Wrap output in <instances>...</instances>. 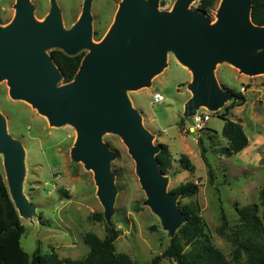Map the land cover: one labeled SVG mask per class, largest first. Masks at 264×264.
I'll return each instance as SVG.
<instances>
[{
  "label": "water",
  "instance_id": "obj_1",
  "mask_svg": "<svg viewBox=\"0 0 264 264\" xmlns=\"http://www.w3.org/2000/svg\"><path fill=\"white\" fill-rule=\"evenodd\" d=\"M194 0H176L172 10H160V0H122L115 20L99 41L93 38L92 0L70 29L63 24L57 0L40 20L32 0H17L12 21L0 26V81L7 80L12 98L30 102L52 125L72 124L77 137L72 159L93 170L97 196L110 222L117 195L112 161L116 151L103 140L105 132L118 134L136 164L145 190V204L156 212L171 237L187 221L178 205L180 195L168 190L154 134L144 125L128 91L152 85L154 76L168 65V52L192 72V95L184 116L200 108L218 111L234 98L215 75L219 62H229L247 74H264V25L252 20L253 0H221L217 20L208 12L190 8ZM58 48L68 55L83 49L78 71L69 82L47 50ZM62 84L59 85V81ZM0 153L19 215L36 207L23 191L26 150L7 129L0 111Z\"/></svg>",
  "mask_w": 264,
  "mask_h": 264
},
{
  "label": "rangeland",
  "instance_id": "obj_2",
  "mask_svg": "<svg viewBox=\"0 0 264 264\" xmlns=\"http://www.w3.org/2000/svg\"><path fill=\"white\" fill-rule=\"evenodd\" d=\"M17 0H0V26L12 21ZM85 0H57L63 24L70 29L83 12ZM122 0H92L93 38L101 40L115 20ZM176 0H160V10H172ZM35 15L40 20L50 13L51 0H32ZM194 0L190 8H198ZM221 0H215L208 16L217 20ZM53 49L47 51L51 53ZM88 49H83L84 55ZM215 75L224 87L243 92L247 101L233 108L228 117L240 121L249 138H256L249 159L240 152L227 157L218 149L227 144L222 134L225 123L220 115L234 99L228 100L218 111H208L211 118L201 130L193 129V118L184 116L185 104L192 92L188 88L190 72L168 52V65L152 80L151 86L128 91L133 105L142 113L144 125L154 134L153 142L169 145L173 164L166 174L168 190L181 182L195 181L199 191L193 197H179L178 205H192L205 222V232L228 258H232L234 245L228 235L221 234V206L229 222V234L238 222L237 207L258 201L264 184V74H247L229 62H219ZM63 82L59 81V85ZM7 80L0 81V111L7 118V129L20 139L26 150V172L23 191L35 210L21 215L26 231L22 235L23 248L32 255L40 247L42 254L56 251L60 257L83 258L89 251L83 233L94 231L101 237L108 234V225L119 230L115 240L117 252H126L140 264H178L162 254L171 235L163 226L160 216L145 204L147 198L136 174L135 160L122 138L105 132L103 140L116 151L112 170L118 188L110 222L104 216V207L97 196L93 170L83 162L72 159L71 149L77 137L72 124L52 125L30 102L12 98ZM161 92L164 100L155 102L153 95ZM205 112L207 108H200ZM192 128V129H191ZM206 149V162L202 150ZM190 156L195 172L182 168L179 157ZM258 153L261 158L258 160ZM0 169L6 177L4 154L0 153ZM13 199V197H12ZM100 212L103 219L91 221L89 216ZM179 230V229H178Z\"/></svg>",
  "mask_w": 264,
  "mask_h": 264
},
{
  "label": "trees",
  "instance_id": "obj_3",
  "mask_svg": "<svg viewBox=\"0 0 264 264\" xmlns=\"http://www.w3.org/2000/svg\"><path fill=\"white\" fill-rule=\"evenodd\" d=\"M214 2L215 0H199L198 8L208 12ZM252 20L255 24L264 25V0H253ZM51 55L62 71L63 82H69L78 71L84 52L68 55L61 49H53ZM230 89L235 94L234 99L226 106L225 112L220 114L225 120L222 134L227 144L218 149L219 154L227 157L241 152L249 145V137L243 124L228 117L233 108L242 106L247 101L246 96L241 91ZM158 144L160 168L163 173L168 174L173 164L172 151L168 144ZM205 152L206 149H203L202 156L208 162ZM179 162L182 168L195 172L196 166L188 154L182 153ZM198 191L199 184L195 181L181 182L171 190L181 198L193 197ZM182 210L187 215V221L171 237L170 244L162 254L164 257H169L178 264H264V184L257 202L237 207L238 222L229 234L225 232L229 227L228 218L221 206V225L218 231L231 239L234 245L232 258H228L212 242L205 232V222L192 205H184ZM88 218L96 221L103 219V215L97 212ZM107 229L105 237L94 231L83 233V240L89 251L81 259L60 257L56 251L44 255L39 246L30 255L21 244L26 226L0 169V264H140L128 253L116 251L115 240L120 232L115 226L108 225Z\"/></svg>",
  "mask_w": 264,
  "mask_h": 264
},
{
  "label": "built area",
  "instance_id": "obj_4",
  "mask_svg": "<svg viewBox=\"0 0 264 264\" xmlns=\"http://www.w3.org/2000/svg\"><path fill=\"white\" fill-rule=\"evenodd\" d=\"M155 102H160L164 100V95L161 92H155L153 95ZM207 109L205 112L198 110L193 116V129L201 130L204 128L205 123L208 122L211 118L210 113Z\"/></svg>",
  "mask_w": 264,
  "mask_h": 264
},
{
  "label": "crops",
  "instance_id": "obj_5",
  "mask_svg": "<svg viewBox=\"0 0 264 264\" xmlns=\"http://www.w3.org/2000/svg\"><path fill=\"white\" fill-rule=\"evenodd\" d=\"M184 66V65H183ZM186 69H188L186 66H184ZM188 71L190 72V74H191V77H190V79H189V81L188 82H190V81H192V72H191V70L190 69H188ZM192 129V128H191ZM249 137V136H248ZM163 142V141H162ZM255 143H256V138H254V139H252V141H251V139L249 138V145L245 148V149H243L242 151H241V153L243 154V160H247L248 161V159H249V155L253 152V149L255 148L254 147V145H255ZM240 153V152H239ZM238 154V153H237ZM261 158V155H260V153H258V160Z\"/></svg>",
  "mask_w": 264,
  "mask_h": 264
}]
</instances>
